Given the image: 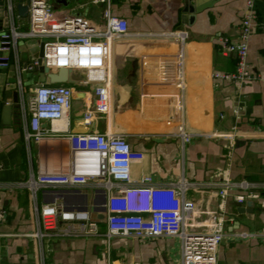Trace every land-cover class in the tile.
<instances>
[{
    "label": "crops",
    "instance_id": "1",
    "mask_svg": "<svg viewBox=\"0 0 264 264\" xmlns=\"http://www.w3.org/2000/svg\"><path fill=\"white\" fill-rule=\"evenodd\" d=\"M57 1L61 7L66 0ZM88 1L80 0L78 6ZM105 6L97 16L88 11L84 17L105 26ZM254 8L259 19H264V0H254ZM111 10L127 19L129 33L112 42L109 113L85 119L89 98L77 86L73 110L55 123L60 133L36 143L25 139L29 112L24 109L29 98L22 94L19 113L8 124L1 120L0 103V262L182 264L179 237H108L103 221L102 235L95 237L33 236L39 229L34 199L27 189L14 185L31 172L68 171L70 132L109 131L125 135L133 149L144 153V159L132 165L134 183L144 175L152 176L156 185L185 180V197L196 205L188 227L204 231L211 220L221 223L224 238L217 264H264V207L259 197L264 196V27L253 28L248 52L253 72L262 78L238 83L215 78L214 73L235 68V54H222L219 39L224 35L238 39L246 0H112ZM4 29L0 17V31ZM177 31L187 32L183 45L173 34ZM182 46L183 90L178 87L176 63ZM71 76L83 77L78 72ZM34 77L28 74L27 83H33ZM40 77L45 79L41 83H48L46 76ZM34 88H25V93H33ZM180 101L181 112L177 110ZM180 124L191 140L177 135ZM241 180L262 186L259 195L238 202L237 196L247 193L225 184ZM36 200L39 204L57 202L62 222L86 212L103 220L106 213L105 191L90 186L40 190ZM248 201H254L253 206Z\"/></svg>",
    "mask_w": 264,
    "mask_h": 264
},
{
    "label": "built area",
    "instance_id": "2",
    "mask_svg": "<svg viewBox=\"0 0 264 264\" xmlns=\"http://www.w3.org/2000/svg\"><path fill=\"white\" fill-rule=\"evenodd\" d=\"M105 6V26L99 27L92 20L81 15H56L51 0H24L28 7L26 22L16 10L15 0H5L10 25L0 31V72L7 68L13 57H18L17 44L20 40L37 39L44 43L43 61L51 70L70 68L83 75L81 79L72 76V83H40L29 97L24 112H29L25 129L26 141L43 142L47 137L60 133L55 123L65 120L73 110L77 86L83 87L88 101L84 118L91 119L96 113L111 110L112 75L109 68L112 42L126 36L128 21L113 14L112 0H93ZM247 12L240 24L239 37L232 40L221 36L219 48L222 54H235V68L230 72H216L215 78L243 83L255 78L248 60L249 38L255 26L264 27L254 8V0H246ZM183 45L187 32L173 33ZM178 87L183 90L184 49L177 55ZM183 111L181 101L177 106ZM47 123V124H46ZM177 135L183 141L191 135L180 124ZM68 140L72 161L65 172H31L14 186L27 189L34 199L39 229L33 236L39 239L86 238L102 235L101 223H105L108 237L122 235L136 238L159 236L181 239L182 264H217V251L224 238L223 228L218 220H211L204 231L190 229L188 223L195 214V202L185 197L188 183L156 185L152 176L144 175L139 183L132 180V165L144 159V153L133 149L123 134L109 131L70 132ZM90 186L105 191L103 220L91 218L89 212L82 217L71 216L65 222L60 217L57 202H37L40 190L60 186ZM1 187V186H0ZM226 188L236 187L247 195H238L243 203L246 197H257L262 186L248 181H230ZM258 193V194H256ZM264 207V196H260ZM3 212L0 211V219ZM0 264H26L22 261L0 262Z\"/></svg>",
    "mask_w": 264,
    "mask_h": 264
},
{
    "label": "water",
    "instance_id": "3",
    "mask_svg": "<svg viewBox=\"0 0 264 264\" xmlns=\"http://www.w3.org/2000/svg\"><path fill=\"white\" fill-rule=\"evenodd\" d=\"M16 10L22 17L27 16L28 7L23 4L24 0H15ZM68 1V0H67ZM0 17L3 18L4 27H9V12L5 6V0H0ZM25 51L28 56L24 53ZM44 43L37 39H27L17 44L18 57L11 64L0 72V103L1 120L8 124L12 116L19 113L22 94L29 98L32 93H25V88H34L41 83V75L46 76L48 83H72V69L58 68L51 70L44 64L42 59ZM22 52V53H21ZM34 73V82L27 83V75ZM38 74V75H37ZM37 76V77H36ZM11 98V102L9 99ZM254 201H248L249 206H253Z\"/></svg>",
    "mask_w": 264,
    "mask_h": 264
},
{
    "label": "rangeland",
    "instance_id": "4",
    "mask_svg": "<svg viewBox=\"0 0 264 264\" xmlns=\"http://www.w3.org/2000/svg\"><path fill=\"white\" fill-rule=\"evenodd\" d=\"M53 7H54V11L55 14H79L82 16H86V13L88 11H90L91 16H97V11H100L101 7H104V3L103 2H99V3H94L92 1H88L86 2V4H84L82 7L78 6V4H80V0H66L64 3L65 5L59 7L57 5V0H51ZM68 9V11H65V9ZM81 9V10H80ZM80 10V11H79ZM63 12V13H62ZM104 28V26L102 27V29ZM24 40H21V42H23ZM75 75V72H74Z\"/></svg>",
    "mask_w": 264,
    "mask_h": 264
}]
</instances>
